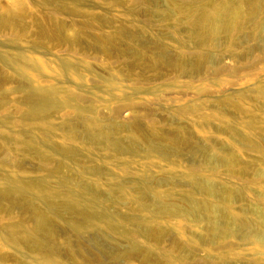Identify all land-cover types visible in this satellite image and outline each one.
<instances>
[{"label": "rangeland", "instance_id": "obj_1", "mask_svg": "<svg viewBox=\"0 0 264 264\" xmlns=\"http://www.w3.org/2000/svg\"><path fill=\"white\" fill-rule=\"evenodd\" d=\"M250 1L20 0L0 27V264H264V7ZM227 5L242 30L199 29ZM30 89L55 106L32 114ZM147 188L203 216L149 208Z\"/></svg>", "mask_w": 264, "mask_h": 264}, {"label": "bare ground", "instance_id": "obj_2", "mask_svg": "<svg viewBox=\"0 0 264 264\" xmlns=\"http://www.w3.org/2000/svg\"><path fill=\"white\" fill-rule=\"evenodd\" d=\"M2 1V0H1ZM0 1V27H4V28H11V27H14L15 26V23L17 22V20H19L21 17H22V15L24 14V11H23V9L20 7V4H21V2H20V0H4V2H5V4H6V8H4V10H3V6L1 5L2 4V2ZM254 0H251L250 1V5L252 4L253 5V7H254V4H255V1L253 2ZM262 5H263V7H264V0H262ZM75 8V7H74ZM240 8V6H234V5H227L225 8H223L222 10L221 9H219V7H217V6H213L211 9H209V10H203V11H201V13H200V15H199V17H198V23H197V26L199 25V29H201V28H203V27H205V25H207L208 23L209 24H212V27H211V32L213 33H216V32H218V31H225V32H227L228 34L227 35H232L233 34V32H238V30L240 31V30H242V28L244 27V25H245V23H246V18H245V13L243 12V10H241V9H239ZM54 9H56V10H58V12H60V10H59V8L58 7H56V8H54ZM61 9V8H60ZM74 10V9H73ZM172 12H173V9H170ZM76 11V10H75ZM253 8L251 9V18L250 19H254V15H253ZM93 16V15H92ZM97 18L99 17V16H96ZM101 17V16H100ZM92 18V17H91ZM93 19H94V16H93ZM93 19H92V23H93ZM103 19V18H102ZM134 19V18H133ZM135 20V19H134ZM89 21V20H88ZM98 21V20H97ZM105 21V20H104ZM143 21V20H142ZM99 22V21H98ZM107 22V21H106ZM109 22V21H108ZM110 23V22H109ZM84 25H88V22L87 23H83ZM106 24V23H105ZM113 24V23H112ZM65 24H63V25H61L62 26V28H63V31L65 32V31H67V30H69V28L67 29V27L66 26H64ZM92 25V24H91ZM101 25V24H100ZM103 25H104V22H103ZM109 25V24H108ZM114 25L115 24H113V25H111V26H113L114 27ZM90 26V25H89ZM93 26V25H92ZM91 26V27H92ZM105 26V25H104ZM106 26H107V24H106ZM98 27H99V25H98ZM124 27V26H123ZM122 27V28H123ZM210 27V26H209ZM116 28V27H115ZM125 28V27H124ZM122 29V31H120L119 33L121 34V35H128V37L130 36V38L131 39H133L132 38V36L134 37V33L131 31L130 32V29ZM118 29V28H117ZM112 30V29H111ZM113 31V30H112ZM116 32H117V30H115ZM115 31H114V33H115ZM119 31V30H118ZM107 34V33H106ZM134 34V35H133ZM110 35V34H109ZM116 35H117V33H116ZM115 35V36H116ZM76 36V35H75ZM114 35L112 36H110V37H106V38H108V41L111 43V44H114V41H116V37H115ZM97 37H99V36H97ZM101 37V36H100ZM127 37V36H126ZM127 37V38H128ZM229 37V36H228ZM103 38L104 39H106L104 36H103ZM120 38V37H119ZM95 39V38H94ZM97 39V41H98V38H96ZM129 39V38H128ZM130 39V40H131ZM107 40V39H106ZM121 40H123V39H121ZM100 41H102V40H99V42ZM133 41H135V39H133ZM103 42V41H102ZM101 42V43H102ZM105 42H107V41H105ZM109 42H107V43H109ZM117 42V41H116ZM124 42V41H123ZM100 43V46L102 45ZM118 43H119V41H118ZM117 43V44H118ZM124 44H125V42H124ZM127 44V43H126ZM99 46V47H100ZM118 46V45H117ZM102 47V46H101ZM113 47V46H112ZM115 47V46H114ZM103 48V47H102ZM121 48H122V46H121ZM118 49V50H120L121 51V54L124 56L125 54H127V52H126V50L128 51V54H130L131 52L133 53V54H136V56L137 55H140V56H143V55H141V53H139L140 52V50H137V48L135 49L134 48V46H130V47H128V49H126L127 48V46H126V50H125V53H124V49H123V51H122V49ZM115 52V51H114ZM117 52V51H116ZM115 52V53H116ZM130 52V53H129ZM0 54H2V53H0ZM114 55H117V53L116 54H114ZM114 55H113V57H114ZM3 56V55H2ZM140 56H139V58H140ZM160 56H162L163 58L165 57V60H167V59H170V57L167 55V53H166V50L163 52V53H161L160 54ZM5 57V60L7 61V62H10V63H14L15 65L17 64V63H19L21 60H19V57L17 58V59H14V58H12V57H9V56H4ZM4 57H3V59H4ZM136 58H138V57H136ZM211 58H214L213 56L211 57ZM1 60H2V58H1ZM4 61V60H3ZM157 61V60H156ZM156 61H155V66L157 65L156 64ZM4 63V62H3ZM158 63V62H157ZM6 65V64H5ZM8 65V64H7ZM10 65V64H9ZM17 66V65H16ZM63 66H65V67H68L67 65H66V63L64 62L63 63ZM154 66V67H155ZM158 66V65H157ZM156 66V67H157ZM55 92V90H53V89H49L48 91H39V90H31L30 89V102H32V107H31V110H32V114H41V112H43V110L44 109H46V108H51L52 106L54 107L55 105H53V100H52V95H53V93ZM259 93L262 95V96H264V89L262 88V89H260L259 90ZM57 107V106H56ZM44 108V109H43ZM122 108V107H121ZM236 108H237V106H236ZM116 109V108H115ZM114 109V110H115ZM128 109V108H127ZM113 110V111H114ZM117 115V114H116ZM232 129H234V128H232ZM92 136V139H94V140H97V139H102L103 141H105L104 143H106V142H110L113 146L115 145L116 147H118V144H121V143H116V142H114V141H111L110 140V137L108 136V135H106L104 132H98V133H96V134H92L91 135ZM113 139V138H112ZM133 139V141L134 140H136V139H134L133 137L131 138V140ZM96 142V141H95ZM134 142H136V141H134ZM176 145H177V143H175ZM109 145V144H108ZM114 146V147H115ZM123 146V145H122ZM121 146V147H122ZM131 146V145H130ZM129 146L127 145V148H128ZM155 149H157L158 147H159V145L157 144V145H155ZM124 148H125V146H124ZM133 148V147H132ZM160 148V147H159ZM163 148V147H162ZM118 148H116V150H117ZM120 149V148H119ZM121 149H123V148H121ZM126 151H128L127 149H125ZM131 150V149H130ZM158 150V149H157ZM159 150H161V148L159 149ZM119 151V150H118ZM134 150L132 149V152H133ZM120 152H122V151H120ZM125 152V151H124ZM131 152V151H130ZM206 185V184H205ZM204 184L202 185V187H201V190L203 189V191H206V190H208V191H211V192H214V190L212 191V190H210V189H208V186H205ZM146 186V185H145ZM31 187H32V183L31 182H26L24 185H23V188L25 189V190H30L31 189ZM147 187V186H146ZM13 190H15V189H12V188H8V189H6L5 191H3L2 192V194H6L5 192H9V193H12L13 192ZM146 190V189H145ZM147 191V192H146ZM145 192L146 193H148V197H149V199L153 202L151 205H148V207L150 208V207H152V206H154V208H157L158 210V212H161V213H165L166 212V215L169 213V214H172V215H178V214H180V212H184V210H185V212H187V214H195V216H203V214H201V211H202V208L198 205V204H196L195 203V205H188V204H186V205H188V206H186L185 205V209L184 208H179L178 207V204H175V205H171V206H168L167 204H165V203H163L161 200H160V198H158L157 197V195H155L151 190H150V188L148 189L147 188V190H146ZM188 200H191L190 198L188 199ZM190 203H191V201H189ZM193 202V201H192ZM192 204V203H191ZM142 205V204H141ZM70 207H72V208H76V204H71V205H69ZM142 206H144V204L142 205ZM180 206V205H179ZM147 206H145L144 208H146ZM183 207V206H182ZM214 207V206H213ZM210 209L212 208V206H210L209 207ZM215 209V208H214ZM213 209V210H214ZM218 211V210H217ZM225 213H223V215H222V217H225V218H229L230 217V214L229 213H226V210L224 211ZM228 212V211H227ZM81 214H83V213H81ZM186 214V215H187ZM221 214H222V212H221ZM183 215H184V213H183ZM185 215V216H186ZM171 216V215H170ZM201 216V217H202ZM189 216H187V218H188ZM201 217H199L200 219L199 220H201ZM35 218H36V222H37V224L39 225V227H43V228H47V220H46V217H45V215L43 214V213H37L36 214V216H35ZM191 218V217H190ZM189 218V219H190ZM216 219H218V218H216ZM220 219V218H219ZM263 219H264V217H263ZM224 221V220H223ZM228 220H226V222H227ZM230 221V220H229ZM224 223V222H223ZM110 226H111V229H113V230H115L116 229V227H117V224H115L114 222H112L111 224H110ZM141 227H142V234L147 238V239H151V238H154L155 237V233L157 232L155 229H152V228H150V227H148L147 226V224L146 223H144V222H142L141 223ZM140 230V229H139ZM136 231V230H135ZM221 234L222 233H224V234H229V231L228 230H226L225 228H221ZM128 233V232H127ZM134 233V232H133ZM136 233H138V232H136ZM260 234H262V233H260ZM218 235V234H217ZM262 237V239H264V233H263V235H260V238ZM132 249L133 250H135L137 247H136V245H135V243L134 242H132ZM143 252L145 251L144 249H141ZM143 256L145 257H147L148 259H150V257H149V255H146V254H143Z\"/></svg>", "mask_w": 264, "mask_h": 264}]
</instances>
